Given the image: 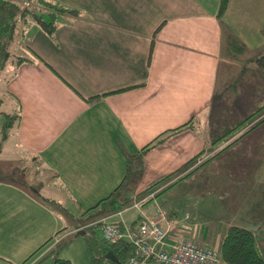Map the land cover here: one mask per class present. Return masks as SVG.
<instances>
[{
	"label": "crops",
	"instance_id": "obj_1",
	"mask_svg": "<svg viewBox=\"0 0 264 264\" xmlns=\"http://www.w3.org/2000/svg\"><path fill=\"white\" fill-rule=\"evenodd\" d=\"M51 2L78 11L63 13V21L52 34L38 23L25 31L20 42L14 35L6 41L9 50L19 43L26 54L13 64L16 69L6 86L21 113L14 145L20 153L3 158L9 165L3 170L7 175L0 177V260L11 264L21 263L55 236L62 224L66 233L85 229L90 223L84 220L93 212L87 210L118 186L119 193L133 194L135 203L138 194L155 180L212 148V138L217 135L212 113L222 64L227 63L228 80L237 61L223 55L218 17L221 0ZM222 20L246 45L245 53L259 57L264 52V0H230ZM7 23L4 16L0 30ZM3 118L0 115V124ZM191 119V127L136 161L154 138ZM250 143L258 151L249 145L247 151L235 153L227 161L228 176L237 172L248 177L244 183L248 188H243L237 176L230 180L228 191L236 195L235 204L224 206L233 214L218 230H208L201 223L202 211L157 203V197L108 219L129 225L139 215L161 219L157 213L161 205L168 221L175 222L169 233L171 242L182 236L220 249L228 228L239 225L257 233L264 254V134ZM21 160L50 172L46 181L38 174L32 181L24 175L23 182L14 177L16 165L22 169L19 173L28 170L27 163L20 167ZM240 160L244 161L242 168L235 164ZM41 187L51 191L60 204L41 195L37 191ZM246 194L248 205L244 204ZM246 209L251 211L243 217ZM19 223L24 231L34 229L35 224L44 227L30 239H17L12 236H19L13 232ZM41 264H52V260ZM220 264L225 263L222 260Z\"/></svg>",
	"mask_w": 264,
	"mask_h": 264
},
{
	"label": "rangeland",
	"instance_id": "obj_2",
	"mask_svg": "<svg viewBox=\"0 0 264 264\" xmlns=\"http://www.w3.org/2000/svg\"><path fill=\"white\" fill-rule=\"evenodd\" d=\"M51 1V0H50ZM41 0H10L9 3L4 1L0 2V20L5 16V20L8 21L6 28L0 30V115H3V121L0 124V177H4L7 174H4L3 170L9 165V161L3 158H14L19 155L20 150L14 147L16 141V125L17 118L13 122L9 121V116L19 113L15 109V103L13 98L10 97L6 86L10 78L15 72V66L13 64L18 62L21 55H26L25 51L19 47V43L10 47L7 45V40L11 35H14L17 42L23 40L25 31H30L32 27L38 25L36 20L35 12L40 10L43 6ZM27 8L35 10L30 11L28 14L23 16L21 15L23 10ZM40 8V9H37ZM22 11V12H21ZM48 12V11H47ZM40 12H38L39 14ZM49 13V12H48ZM65 14H59L57 11H54L51 15L50 13L44 14V19L47 21H53L55 24H60L64 19ZM10 24V25H9ZM17 24V25H16ZM264 52L261 53V55ZM256 53H241L236 56V63L233 65L229 71L230 78L226 79V70L227 63L223 61L221 68V80L219 82V87L217 91V100L215 104V109L212 113V119L215 125L217 134L223 132V130L229 126L233 125L240 120L248 117L253 112L257 111L262 104H264V69L259 67L253 60L258 56ZM223 55L226 56L227 53L223 52ZM252 58L253 60L250 61ZM228 85V86H227ZM12 120V118H11ZM262 125V124H261ZM259 125L252 133H250L244 140H241L239 143L234 144L232 147L227 149L225 152L217 156L209 164L202 167L199 171L191 175L190 177L185 178L178 185L166 191L165 193L157 196V203H167L173 206H177L183 210H189L190 212L202 211L200 216L201 223L207 225L208 230L214 228L218 230L219 226L223 224L225 220L230 218L233 214L231 209H227L224 205L233 206L235 204V194L230 193L228 190L230 188V180H235L233 176H237L242 180V186L246 190L248 188L245 186V176H240L237 172H232L231 177L227 174L228 168V159L229 156L234 155L238 152L247 151V148H250L254 151V146L250 143L252 140H259L260 137L264 134V127L260 128ZM201 131H203L200 128ZM22 165L27 163L28 170L26 173H19L20 168H16L19 164L17 161L14 166V171L12 172L14 177H17L20 181L23 182V175L28 177L29 181H32V178L38 174L41 180H45L50 172L41 170L39 165L32 166L30 165V160H21ZM201 161V159H200ZM244 161H236V165L242 168ZM32 166V167H31ZM22 170V169H21ZM20 170V171H21ZM42 171V172H41ZM44 171V172H43ZM238 178V179H239ZM264 181V178H263ZM236 187L238 182L235 181ZM29 184V182H28ZM35 188V186L33 187ZM45 187H41V190H37L41 195L47 197L49 200H53L52 203L56 205L60 204L59 200L55 201V196L51 191L44 190ZM42 189L44 191H42ZM36 192V189L34 190ZM36 194V193H34ZM133 195V194H129ZM156 193L154 194V196ZM255 197V196H254ZM245 202L248 203L247 194L244 197ZM152 202V201H151ZM63 205L68 206V203ZM248 205V204H245ZM142 204H140V208ZM72 209V208H71ZM129 209V208H128ZM259 210H255V213H259ZM251 209H246L243 211V217L247 216ZM261 211V210H260ZM264 210L261 212L263 213ZM94 212V211H93ZM92 212V213H93ZM93 215V214H91ZM161 215V213H160ZM163 217V216H162ZM161 217V218H162ZM95 216H90L84 222L91 223ZM109 220V219H108ZM161 220V223L164 228H172L174 223L168 221L169 218L166 214V219H156ZM112 221V220H109ZM163 221V222H162ZM65 224L61 225V228ZM82 230H75L73 232L64 234L55 235L54 239L48 244V247L51 244H55L54 252L59 257L71 258L73 264H92L91 256L92 254L100 257L104 253L103 247L105 239L102 235L101 225L99 226H90ZM44 227L41 224H35V228L24 231V226L19 223L14 229L13 232H16L19 236H12L15 238L30 239V236L36 231ZM74 227V226H69ZM72 228H69L71 230ZM170 233V232H169ZM226 233V232H225ZM58 237V238H57ZM182 237V236H180ZM189 239V238H188ZM47 247V248H48ZM91 247L93 251L91 252ZM217 249V248H216ZM220 253V249H217ZM42 251L38 253L40 255ZM106 264H116L114 260L107 256ZM36 258V257H35ZM52 256L46 258V260ZM220 264L222 262V257L220 253ZM0 264H11L8 261L0 260Z\"/></svg>",
	"mask_w": 264,
	"mask_h": 264
},
{
	"label": "trees",
	"instance_id": "obj_3",
	"mask_svg": "<svg viewBox=\"0 0 264 264\" xmlns=\"http://www.w3.org/2000/svg\"><path fill=\"white\" fill-rule=\"evenodd\" d=\"M230 0H221L220 9L218 12V17L221 19V26L223 32V52L227 53L229 57L235 58L238 54L247 51L246 45L234 34L231 28L222 20L223 15L227 9ZM43 4L42 8H38L40 13L38 14L37 11L27 8L24 13H29L30 11L37 12L35 14L36 20L42 26V28L48 33L52 34L57 24H55L52 20L47 21L44 19V14H53L54 11H57L59 14L67 13L72 14L76 13L78 10L75 8L66 7L59 3H53L50 0H41ZM49 13H48V12ZM161 27V26H160ZM157 29V33L160 29ZM35 52V51H34ZM38 55V54H37ZM39 56V55H38ZM22 58L20 57L18 61ZM251 59L250 61H252ZM259 67L264 69V53L253 60ZM21 117V113H15L14 115L9 116L8 122H13L15 118L17 120ZM12 118V120H11ZM193 123V119L189 120L187 123L183 124L180 127L167 130L156 138H154L150 143L145 145L141 152L138 154V157L135 158L136 161L141 160L144 155L150 151L151 149L157 147L168 141V139L176 134L177 132L181 131L182 129L191 127ZM264 124V104L259 107V109L253 112L248 117L240 120L239 122L227 126L222 133L215 135L212 138V148H209L206 152L203 151L202 153L198 154L197 156L190 159L186 164H184L181 168L177 169L174 172L166 174L155 180L151 183L147 188L138 194L139 199L141 200L148 197L147 200L142 202V205H146L147 203L153 201L157 196L166 191L170 190L171 188L178 185L181 181L185 178L190 177L197 171H199L202 167L209 164L214 158L225 152L227 149L232 147L234 144L239 143L241 140H244L250 133H252L259 125ZM206 153V154H205ZM201 159V161H200ZM120 186H118L115 192L109 194L105 198L101 199L98 204L87 210V212L95 211L92 213L95 218L91 223L90 226H100L102 225L101 219L114 216L118 214L120 211H124L125 209L130 208L134 201L135 197L126 193H119ZM156 195L154 196V194ZM153 194V195H151ZM142 197V198H140ZM103 205V207H101ZM104 205L108 207L104 208ZM99 208V209H98ZM162 209V206H158V209ZM165 211V209H163ZM166 212V211H165ZM157 213L160 215V212L157 210ZM167 214V213H166ZM91 215V216H93ZM145 218V217H144ZM140 219H143L141 215L132 223V227H136ZM121 223V222H120ZM136 225V226H135ZM89 227V226H87ZM66 228L60 229L56 235L61 234L64 232ZM54 239V236H51L47 239L44 243H42L37 249H35L27 258H25L19 264H41L43 261L46 260L47 257L52 256V264H73L69 258L59 257L54 252L55 244H51L48 247V244ZM48 247V248H47ZM216 249V248H215ZM104 253H108L111 251L118 261H115L116 264H129L130 257L134 254V246L130 243L129 240L123 238L116 242H104L103 247ZM42 251L41 257H38V253ZM93 251L91 247V252ZM45 252H48L45 254ZM220 253L222 260L225 264H264V254L260 250L258 246V239L257 233L251 230L248 227L233 225L228 228L224 236L221 240L220 245ZM105 254L102 256L97 257L92 254L91 261L92 264H106L107 257ZM35 257H38L37 260L34 262L33 260ZM150 263V262H149Z\"/></svg>",
	"mask_w": 264,
	"mask_h": 264
},
{
	"label": "built area",
	"instance_id": "obj_4",
	"mask_svg": "<svg viewBox=\"0 0 264 264\" xmlns=\"http://www.w3.org/2000/svg\"><path fill=\"white\" fill-rule=\"evenodd\" d=\"M148 197L138 200L133 207H139ZM158 211L163 216L161 219H166V212L161 208ZM101 223L105 241L116 242L125 238L132 243L134 254L129 264H218L220 260L217 249L193 239L180 237L169 241L171 228H164L161 220L143 218L134 228L124 220L114 222L109 221L108 217L101 219Z\"/></svg>",
	"mask_w": 264,
	"mask_h": 264
},
{
	"label": "water",
	"instance_id": "obj_5",
	"mask_svg": "<svg viewBox=\"0 0 264 264\" xmlns=\"http://www.w3.org/2000/svg\"><path fill=\"white\" fill-rule=\"evenodd\" d=\"M107 256H108L109 258H111L112 260H114V261H118V259L115 257V255H114L111 251H109V252L107 253Z\"/></svg>",
	"mask_w": 264,
	"mask_h": 264
}]
</instances>
